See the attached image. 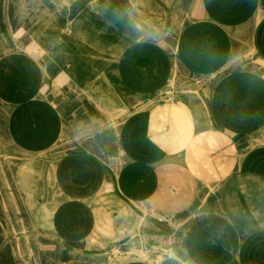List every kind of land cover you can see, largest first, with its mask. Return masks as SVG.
Returning <instances> with one entry per match:
<instances>
[{"label": "crops", "instance_id": "obj_1", "mask_svg": "<svg viewBox=\"0 0 264 264\" xmlns=\"http://www.w3.org/2000/svg\"><path fill=\"white\" fill-rule=\"evenodd\" d=\"M3 11L0 77L20 76L0 90L19 96L7 138L50 158L36 189L57 197L59 264H264V0ZM8 216L0 257L30 229Z\"/></svg>", "mask_w": 264, "mask_h": 264}, {"label": "rangeland", "instance_id": "obj_2", "mask_svg": "<svg viewBox=\"0 0 264 264\" xmlns=\"http://www.w3.org/2000/svg\"><path fill=\"white\" fill-rule=\"evenodd\" d=\"M10 4H8L9 6ZM5 0H0V24L4 19ZM9 12V7H8ZM261 12V11H260ZM258 13V22L264 21V15ZM244 31L238 32L237 39L239 42H245ZM248 44V39H247ZM19 50V48H16ZM248 58V47L244 53ZM255 60V59H254ZM259 62L256 60V63ZM1 65V64H0ZM14 65L18 66L19 64ZM3 66V65H1ZM258 66H261L258 63ZM248 68V64L244 65ZM3 76V75H2ZM13 79L0 77V90L6 86V81L13 80V84L19 83V74H13ZM13 85V86H14ZM7 87V86H6ZM19 96L2 94L0 95V212L8 217L11 222V210H17V213H26L29 228L22 232L26 240L25 248L20 245V241L14 245L13 254H3L0 257V264H59L58 245L54 242L51 233V211L53 204H56L57 197H54L52 191L37 192V170L38 164L43 161L45 155L29 153L28 159L17 154L14 144L8 141V119L10 106L7 101L17 99ZM49 157L44 158V165L48 168ZM46 170V169H45ZM51 171V169H50ZM40 199L44 206L38 203ZM13 205V206H12ZM17 227L16 223H13ZM21 232H18L19 235ZM20 236V235H19ZM165 245V244H164ZM161 256V255H160ZM141 257H146L141 254ZM164 257V256H162ZM155 262V261H154Z\"/></svg>", "mask_w": 264, "mask_h": 264}]
</instances>
